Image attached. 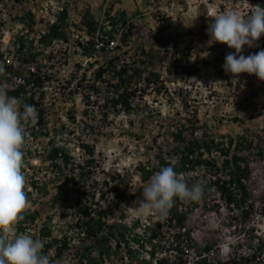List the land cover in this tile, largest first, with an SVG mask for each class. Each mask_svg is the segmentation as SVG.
Returning a JSON list of instances; mask_svg holds the SVG:
<instances>
[{"label":"clouds","instance_id":"clouds-1","mask_svg":"<svg viewBox=\"0 0 264 264\" xmlns=\"http://www.w3.org/2000/svg\"><path fill=\"white\" fill-rule=\"evenodd\" d=\"M257 1L259 3L256 6L249 4L251 10L245 16L239 10L233 9L214 17L208 23L207 35L209 36V46L214 43H221L235 50V52H229L225 56L222 67L226 73H230L235 77H239L242 73H247L255 75L259 80L264 81V49L247 56L242 54L245 46L249 48L258 47L257 42L264 36V0ZM109 4L105 0L102 6L97 8V10L101 9L99 15H96L98 12L93 13L89 11L94 17L98 16L95 18L103 19L108 12L114 15L116 11L123 10L117 7V9L115 8L113 11H110ZM47 5L48 7H44V10L41 12H37L32 8V10L28 9L26 11L27 16L20 15L19 22L21 27L12 35H10L9 29L2 30L8 27V23L0 15V41L4 43V46L0 47V58L4 53L10 55L14 63H5V66L8 68L15 66L16 71L21 74L27 73V67L33 64L39 70L41 67L51 68L53 75H63L66 73L72 75V73L81 67L80 59L86 55V52H83L82 46H79L81 39L78 37V33H84V27L81 26L80 29L75 30L73 26L74 24H80L84 13L78 21H69L70 10L66 6L67 4L64 5V0H50ZM63 7L66 8L68 13L66 23L70 24L67 28V37L66 39H55L50 46H44L38 39L40 35L47 31L48 24L56 20V15L63 10ZM0 10H6L7 15L11 12V8L5 6H2ZM103 11L105 16L103 15ZM136 15L137 12L133 13L132 16H126L131 19ZM23 17H26L24 20L28 21V24L23 20ZM29 19H32L31 28ZM24 26H28L29 29ZM123 27L128 31L127 26ZM130 32L127 38H124L123 34V46H120V51L110 59L116 65V69L127 65L128 70L124 75L128 74L130 76L128 81H121L119 75H115L110 69L106 70V64L110 60L105 62L103 67L96 70L100 71L98 76H96L97 78L104 79V81L114 85L117 89L122 88L120 98L113 101V104H116V102L121 104L117 119L102 132V136L96 139L94 143L84 145L86 146L87 153L82 160L83 164L80 165L83 170L79 173V179L73 183L68 180L64 170L60 171L56 178H52L45 162L49 158L56 156L58 152H62L63 157L67 160V154L61 148L62 146H58V143L61 140L72 143L70 139H64L68 130L66 123L80 110V106L83 104L82 98L79 99L81 95L74 96L70 104H64L61 100L54 101L48 108L45 106L40 107V118L43 121L46 134L51 135L49 138L51 145L39 157H35L37 159L33 162V160H30L32 158L24 160L25 153L22 149L27 139L25 125L29 122L35 125L38 122L37 108L35 105H30L33 102L32 100H25L23 103L18 97H15L17 96L16 91L8 90L3 85H0V264H64L65 257L63 259L61 257L65 255L66 250L71 249L72 239L77 238L80 240V237L84 236V233L80 234L78 232V227L83 220L87 219V215L86 213L78 212V209L84 205L88 206L91 215L97 216V214H101L102 219L107 220L106 216L111 207L108 206L107 209H101V207L102 202L107 200L110 192H108L106 187L101 190L103 173L97 171L115 172L123 176V170L125 172L130 170L132 173H139L138 167L140 166L152 167L146 163L134 165L133 162H128L127 158L131 151L127 145L121 150L117 149L114 152L118 154L111 160L109 165L103 166L94 156V152H100L98 146L106 136V141H108L109 134L113 128L119 124H124L125 121L131 122L132 118L137 114L151 112L153 108L152 103H155L157 100L154 99V93H152L151 89L147 90V87H143L142 83L147 84L145 77L148 75L144 77V71L140 69V63L142 62L139 61L137 64V61H130ZM20 36L25 39V44L17 52L16 49L20 48L17 39ZM86 36L90 37V35H85L84 40ZM29 40L32 42H29ZM85 42L94 43L91 38L87 41L85 40ZM28 44H32V46L29 47ZM2 48L5 49L1 50ZM32 54H34V59L27 60ZM144 55L147 56L146 51ZM133 67L140 69V75L133 71ZM104 71L108 75L105 74L104 77H101ZM4 73L5 67L0 63V84ZM30 74L31 76L34 75L33 73ZM152 84L154 82L148 85L151 86ZM158 91L156 94L162 95L163 92H160V89ZM130 100L135 101V107H131ZM113 138L112 136L111 139ZM70 147L74 151V147ZM55 149L57 150L54 151ZM88 159H92V162L87 163ZM87 171H90L89 177L86 175ZM141 181L143 180L141 179ZM203 194L204 186L201 183L197 182L189 186L184 176L176 172L173 166H165L156 172L142 187V197L135 200L132 206L140 215L155 213L159 214L161 218H165L173 207L175 198L184 201H198L202 198ZM215 196L217 195L215 194ZM51 197H53L54 208L58 205L57 201L69 203L67 205L69 211H61L59 213V216H61V219L66 224V226L63 225V229L56 225V222H60L61 224L63 222L55 220L53 216L54 208L49 210L45 205L46 199ZM194 208L196 207H193L189 211H193ZM35 212H37L35 218L31 219V215ZM227 213L229 215L232 214L228 209ZM150 216L148 215L144 220L140 217H135L139 219L142 225L140 229L141 227L143 228V225L152 226ZM135 218L128 221V224ZM208 223L213 222L209 220ZM19 225L24 227V230H19ZM184 227L186 228V224ZM41 228H46L44 230L49 232V238H43V240L49 241V239L52 240L54 237L56 239H63L62 237L65 236L70 248L65 249L60 257L55 256L54 247L49 248L44 253V242L38 235V231ZM58 228L60 233L57 231ZM184 230V228L180 229L183 232ZM186 230L189 231L190 238L192 239L193 236L190 230L187 228ZM253 230V228L248 230L249 236L253 235ZM206 242H211L213 245L217 241L213 242V240H209ZM76 247H74V254L71 251L69 252L70 257L73 256L71 259L76 260L74 264H77L80 259L79 254L76 252ZM172 251L170 250V252ZM94 257H98V255ZM58 258L59 260H57ZM102 259L103 264H111L109 259ZM83 261L85 262L86 259H83Z\"/></svg>","mask_w":264,"mask_h":264},{"label":"rangeland","instance_id":"rangeland-1","mask_svg":"<svg viewBox=\"0 0 264 264\" xmlns=\"http://www.w3.org/2000/svg\"><path fill=\"white\" fill-rule=\"evenodd\" d=\"M106 1L110 3V11L119 7L118 9L125 10L126 15L132 16L137 12L134 17L136 28L130 32V61H137V64L139 61H143L140 63V69L144 71V77L151 72L158 74V77H155L156 81L151 86L142 83L143 87H147V90L151 89L154 99L157 100L152 103L151 112L149 110V113L140 112L141 114L135 115L131 122L125 121L124 124L113 128L110 136L108 135V141H106V136L98 146L102 153L94 152L95 158L103 166L109 165L118 154L114 152L127 145L131 151L127 158L128 162H133L134 165L139 163L156 165V154L159 152L165 158L171 157L172 161H175L176 155L171 149L175 148L176 142L170 135L181 127L182 122L188 125L187 120L201 127L196 133L197 135L203 133L208 141L211 137L218 141L223 139L225 141V136L231 135L234 147L243 137L247 138L252 142V146L243 150V154L248 153L247 160L250 170L249 179L245 181L251 192L246 206L247 217L242 218L240 212H235V218L231 217L227 213V207L218 196L204 190L202 198L198 200V206L193 211H188L185 224L191 235L203 242L213 240L226 243L228 239L219 238V235L220 230L227 226L234 227L235 233L237 230L243 231L242 238L245 241H248L249 233L247 232L251 228L254 229L253 235L264 239V153L263 155L257 153L258 147L264 149V81L247 73H242L239 77L226 73L222 67L225 56L235 50L221 43L209 46V36L207 35L208 23L217 15L234 9L239 10L245 16L251 10L250 5L256 6L259 2L257 0ZM49 2L50 0H0V8L2 6L11 8L8 15L6 10H0V15L8 23V27L2 30L9 29L10 35L16 33L21 27L20 15L27 16L26 11L32 10V8L41 12L44 7H48L47 3ZM103 2L105 0H64V5L67 4L66 6L70 10L69 21H78L86 10L93 13L98 12L96 15H99L101 9L97 10V8L101 7ZM24 21L28 24V21ZM24 27L29 29L28 26ZM196 33H198L197 39L202 42L201 46L198 50L192 49L187 54L185 64L181 68L173 69L174 54L172 49L174 47L183 48L185 45L190 46L191 43L195 44ZM257 44L258 47L253 48L245 46L242 54L247 56L264 49V36ZM3 46L4 43L0 41V47ZM167 46L169 49L165 48ZM142 49L146 51L148 57L140 52ZM158 89L163 92L162 95L156 94ZM185 133L189 137V131ZM111 135L114 137V141L111 139ZM122 172L123 180L116 182L118 184L116 187L124 191L127 198L119 210L109 208L107 220L113 221L119 214L124 213L126 218L123 219V222L128 224L132 218L140 217L144 220L148 215H151L152 227H156L157 222L164 223L165 226L160 228L159 232L163 231L167 239L171 240L172 233L178 231V228L170 227L167 230L165 218H161L159 214L155 213L140 215L132 206L135 200L142 197V187L146 184L141 181L140 174L132 173L130 170ZM195 173L200 175L198 181L204 184L202 179L205 178L201 177L203 170L200 168L188 174L191 183L195 180ZM116 184L111 183L110 188ZM113 195L114 193H109L108 196L112 199ZM112 200L114 201V199ZM53 202V197L46 199L45 205L49 210L54 208ZM57 204L53 216L55 220L63 222V224L56 222V225L63 229V225L66 226V224L59 213L69 211L67 208L69 203L57 201ZM103 208H108L107 200L102 202L101 209ZM209 220L213 223H208ZM230 222L232 224H229ZM142 229L137 230L142 233ZM81 243V240L77 238L72 239L71 249L66 250L65 255L61 257V259L65 257L64 264L76 262L71 259L73 256L70 257L69 252L74 254V247ZM166 243L164 244L165 250L158 256L165 254L169 260H172L174 254L167 248L169 246H166ZM111 245H114V242H111ZM124 253L122 250L120 254L124 255ZM77 254L79 253L77 252ZM120 254L115 253L111 256L114 264H134L127 259L128 257H123V260H120L118 258ZM92 255L97 256V251H93ZM251 264L258 263L252 262Z\"/></svg>","mask_w":264,"mask_h":264},{"label":"trees","instance_id":"trees-1","mask_svg":"<svg viewBox=\"0 0 264 264\" xmlns=\"http://www.w3.org/2000/svg\"><path fill=\"white\" fill-rule=\"evenodd\" d=\"M67 17L68 13L66 8L63 7V10L60 11L58 15H56V20L48 24L47 31L40 35L38 41L44 46H50L55 39H66L67 28L70 26V24L68 25V23H66ZM25 18L26 17H23V20ZM134 19L135 18H127L126 12L124 10H118L114 15H111L108 12L106 17L103 19L95 18L89 10H86V12L81 17L80 24H74L73 26L75 30L80 29L81 26L84 27V33H78V37L81 39V41H79V46H82V48L85 50V45L87 43L84 40L85 35H90V37H93V33L99 30L101 35H105L107 38H109L113 36L117 28L127 26L128 31L124 34V38H127L130 30L136 28V22ZM104 20L109 21L108 24L111 26L110 29H105V24L103 23ZM29 23L31 28L32 19H29ZM197 36L198 33L195 35V44L189 43L190 46L187 44L188 46L185 45L183 48L174 47L172 49V53L174 54L173 69L176 70L177 68H181L182 65L185 64L187 54L191 52L192 49H199V46H201L202 42L201 40L197 39ZM17 42L18 45H20V48L18 47L16 51L19 52L21 48L24 47L25 39L20 36L18 37ZM29 42L32 41L29 40ZM90 45L92 46L93 44ZM28 46L31 47L32 44H28ZM165 48L169 49L168 46ZM206 48H208V46H206ZM142 52L144 54L145 51L142 49ZM31 59H34V54L30 55L27 60ZM108 69L112 70L115 75H119L121 81L125 82L130 78L128 74L124 75V73L128 70L127 65L116 69V65L112 60H110L106 64V70ZM133 71L140 75L139 68L137 69L136 67H133ZM99 73L100 71H96V76H98ZM155 77H158V74L151 72L145 77V82L147 84L155 82ZM187 123L188 125L182 122L181 127L173 131L170 135L172 140L176 142V146H174L175 148L171 149L174 152L173 154L176 155V160L172 161L171 157L165 158L164 156L160 155L159 152L156 154V165H153L151 168L145 165L138 167L141 179L147 183L150 178L162 167L173 166L174 170L183 175L189 186H191L192 184L199 182L198 177H200V175L195 173V180L193 183H191L187 173L193 172L194 170L197 171V169L200 168L203 170L201 177L205 178L202 179V181L204 180V184L201 183L204 186V190L209 194L211 192L216 194L227 207L228 211L232 213L230 215L231 217H236V214L234 213L235 211L240 212L242 218H246V206L247 201L251 196V192L245 183V181L249 179L250 175L247 160L248 153L243 154V150L252 146V142L243 137L241 141H238L233 147L231 135L225 136V141L224 139L222 141H218L213 137H211V139L208 141L202 132L201 135H197L196 132L201 127L196 126L194 122L190 120H187ZM186 131H189V137L186 136ZM56 150L57 149L54 151ZM257 153L258 155H263L264 149L262 147H258ZM90 162H92V159H88L87 163ZM97 172L103 173L101 180V190L106 187L108 188V192L114 193V198L112 197L114 201L110 198V196L107 198L108 206L113 208V210H119L120 207L124 205V201L127 198L124 191L116 187L118 186L116 182L122 181L123 176L115 172L111 173L104 170H98ZM86 175L89 177L90 171H87ZM192 176L194 177V175ZM112 182H114L116 185L110 188ZM197 206L198 201H184L180 200L179 198L174 199V205L165 217V222L167 230H169L170 227L179 228V230L173 232L171 240H169L167 239L166 235H164L165 233L163 231L159 232V229L165 226L164 223H157L156 227L143 225V231L141 233L137 230L140 229V226H142L139 219L137 218L132 220L130 224H127L123 222L126 214L121 213L116 217V219L108 222L107 220L102 219L101 214H97V216L91 215L89 207L84 205L82 208L78 209V212L86 213L87 219L83 220L78 227V232L80 234L84 233V236L80 237L82 243L76 247V252L79 253L80 257L77 264H103L102 258H107L110 260L112 255L115 253L120 254L122 250H124L125 253L124 255L120 254L118 258L123 260V257H128L127 259H129V261L133 262L134 264H177V260H169L167 255L158 256V253L165 250L164 244L166 242H168L166 243V246H169L167 248L176 252L183 251V242L191 244L189 231L186 230L184 226L188 211ZM36 214L37 212L31 215V219H34ZM229 224H232V222ZM181 228L185 229L184 232L180 231ZM18 229L22 231L24 230V227L19 225ZM44 229L41 228L38 231V235L40 236L41 240H43V238H49V232H46ZM62 238L63 239H56L54 237L52 240L49 239V241L43 240L44 253H46L49 248L54 247L55 256H62L63 251L70 248L68 242L66 241L67 237L63 236ZM259 239L257 251L250 258H244L242 264H251L252 262L264 264V239L261 237H259ZM111 242H114V245H111ZM194 243L195 244L193 245L195 246L197 255H201L203 251H209V249L212 247L211 242H206L202 247H200L196 242ZM92 251H97L98 257L92 256ZM83 259H86V261L84 262ZM110 261L111 264H114L112 259ZM181 262L182 259H180L179 263ZM193 264L213 263L208 261L206 257H200ZM216 264H228V262H222L219 260Z\"/></svg>","mask_w":264,"mask_h":264},{"label":"built area","instance_id":"built-area-1","mask_svg":"<svg viewBox=\"0 0 264 264\" xmlns=\"http://www.w3.org/2000/svg\"><path fill=\"white\" fill-rule=\"evenodd\" d=\"M103 15L105 16L104 11ZM103 23L105 29L111 28L108 24L109 21L104 20ZM126 31L125 27L117 28L113 36L109 38L101 35L99 30L93 33V37L86 36V41L91 38L94 43L92 46L90 43H86L83 51L86 52V55L80 59L81 67L72 73L73 76L67 73L53 75L51 68L41 67L39 70L33 64L27 67V73L21 74L16 71L14 65L12 68L5 66V63H14L10 55L4 53L0 58V63L5 67L0 85L8 90L16 91L17 96L15 97H18L23 103L25 100H32L30 105H35L38 111V122L35 125L30 122L25 125L27 139L22 149L25 153L24 160L32 158L30 160L34 162L37 159L35 157H39L51 145L49 140L51 135L46 134V129L40 118V107L48 108L54 101L61 100L64 104H70L74 96L81 95L79 99L82 98L83 104L80 106V110L66 123L68 130L64 139H70L72 143L65 140L58 143V146H62L61 148L67 154V160L63 157L62 152H58L56 156L45 162L52 178H56L59 172L64 170L71 183L77 181L79 173L83 170L80 165L83 164L82 160L87 153L84 145L94 143L102 136V132L116 121L121 104L119 102L113 104V101L120 98L122 88L117 89L104 79L97 78L95 71L103 67L105 62L120 51V46L124 44L122 37ZM30 73L34 75L31 76ZM105 74L106 71L101 77H104ZM130 105L135 107V101H131ZM69 130L70 132H68ZM70 146L74 147V151ZM235 230L232 226L221 229L219 238L224 237L228 241L226 243L217 241L209 251H203L201 255H197L193 244L196 242L202 247L205 242L193 237L190 241L191 244L182 243V252L172 251L173 258L177 260V264H193L200 257H206L213 264L219 260L228 262V264H242L244 258H250L257 251L260 239L256 235H250L247 236L248 241H245L242 238L243 231L237 230L235 233ZM180 259H182L181 263H179Z\"/></svg>","mask_w":264,"mask_h":264}]
</instances>
